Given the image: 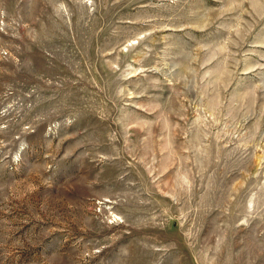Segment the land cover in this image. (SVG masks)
Returning <instances> with one entry per match:
<instances>
[{
	"label": "rangeland",
	"instance_id": "obj_1",
	"mask_svg": "<svg viewBox=\"0 0 264 264\" xmlns=\"http://www.w3.org/2000/svg\"><path fill=\"white\" fill-rule=\"evenodd\" d=\"M0 264H264V0H0Z\"/></svg>",
	"mask_w": 264,
	"mask_h": 264
}]
</instances>
